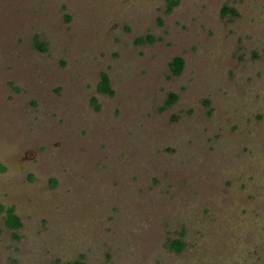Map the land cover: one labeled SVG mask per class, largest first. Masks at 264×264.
Masks as SVG:
<instances>
[{
    "label": "rangeland",
    "instance_id": "1",
    "mask_svg": "<svg viewBox=\"0 0 264 264\" xmlns=\"http://www.w3.org/2000/svg\"><path fill=\"white\" fill-rule=\"evenodd\" d=\"M176 1L0 0V264H264V0Z\"/></svg>",
    "mask_w": 264,
    "mask_h": 264
},
{
    "label": "trees",
    "instance_id": "2",
    "mask_svg": "<svg viewBox=\"0 0 264 264\" xmlns=\"http://www.w3.org/2000/svg\"><path fill=\"white\" fill-rule=\"evenodd\" d=\"M176 0H168L167 2V12H169L174 5H176ZM223 12L237 15V12L235 9L231 7H225L223 9ZM154 41V37L147 35L146 37H139L137 38L136 42L138 44H144V43H151ZM35 46L41 50L45 49V45L42 46L38 41L35 40ZM184 67V60L181 56H175L168 64L169 72L173 76H177L180 74ZM98 90L100 93H107L112 94V89L110 87V81L109 77L106 73L102 72L100 74V82ZM178 96L174 93H170L168 96V99L165 101V104L163 107H168L169 105H172L176 100ZM95 103V100H93ZM98 107V105H96ZM4 207L0 205V210L2 211ZM4 225L7 229H9L12 232V235L15 238H18L17 231L22 228V222L19 216L14 212L13 207H9L5 209V215H4ZM184 247V243L180 239H175L172 241V248L176 252H180ZM73 264H84V262L75 261Z\"/></svg>",
    "mask_w": 264,
    "mask_h": 264
}]
</instances>
